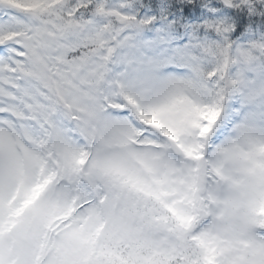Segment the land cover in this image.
Segmentation results:
<instances>
[{"label":"snow or ice","instance_id":"snow-or-ice-1","mask_svg":"<svg viewBox=\"0 0 264 264\" xmlns=\"http://www.w3.org/2000/svg\"><path fill=\"white\" fill-rule=\"evenodd\" d=\"M124 7L0 0V264H264V38L206 21L219 42L165 76L117 55L151 23ZM216 9L242 29L264 0Z\"/></svg>","mask_w":264,"mask_h":264},{"label":"trees","instance_id":"trees-1","mask_svg":"<svg viewBox=\"0 0 264 264\" xmlns=\"http://www.w3.org/2000/svg\"><path fill=\"white\" fill-rule=\"evenodd\" d=\"M215 1L192 0L189 3V0H109L111 6L125 4L126 7L121 10L126 15L136 16L140 21H151V23L134 22L139 25L138 28L131 25L126 26L125 39L121 42L117 55L122 59L137 63L148 59L164 60L166 63L162 70L163 75L190 78L192 71L188 67L183 66L180 59L167 54V52L170 49L179 48L188 43L187 38L191 39L193 36L189 34L193 28L192 25L197 26L198 24L199 28H203L202 25L206 21L219 23V19H211ZM185 8L198 9L204 15L186 16L184 14ZM216 11L219 10L216 9ZM240 15L243 16L244 20L242 29L237 19L229 18L226 22L227 25L234 28V31L229 33V40L234 47H237L238 44H245L246 40L250 43L264 38V32L257 33L252 28L256 25L255 27L260 26L258 29L264 31V17L249 16L246 12H241ZM196 36L197 42H200L201 37ZM213 37L214 41L219 42L217 35H213ZM197 55L199 56V54ZM201 60L208 67L205 71L210 70L213 65L212 58L202 55ZM233 105L234 103L230 100L229 106Z\"/></svg>","mask_w":264,"mask_h":264},{"label":"rangeland","instance_id":"rangeland-1","mask_svg":"<svg viewBox=\"0 0 264 264\" xmlns=\"http://www.w3.org/2000/svg\"><path fill=\"white\" fill-rule=\"evenodd\" d=\"M216 4L217 3L215 1L214 6ZM218 10L219 11H216V10L212 11L213 17L211 19H213V18L219 19V23L225 22V24L229 18L236 20V17H234V16H227V15L222 16V15H220V9H218ZM131 26L138 28L139 25L136 23H133ZM255 26L252 27L254 31H256L257 33L258 32H264V31H261L258 29V28H260V26H258V25H257L258 27H255ZM192 27L193 28L191 29V31L189 30L190 31L189 34H191L193 36L191 39L187 38L188 43L184 44V46H181L179 48L170 49V51L167 52V54H169V55L171 54L173 56H176L178 59H180L181 64L185 67H188L190 69V71H192L191 66L193 63V61H192L193 54H191V53H193V51H194L193 46L197 42V36L196 35L201 37L200 42H216V41H214L213 35H217L215 32H212V33L208 32L207 33L203 28H199L198 24H197V26L192 25ZM193 31H194V33H193ZM245 42H246L245 44L247 46L249 41L246 40ZM245 44L244 43L238 44L237 47H244ZM197 54H199V56L197 55L199 63L202 61V63H200V66L202 67L203 70H206V68H208V67L206 66V64L203 63V60H201L203 54H200V53H197ZM204 57H206V56H204ZM233 71H235V69H233ZM192 75H193V73L191 74V76ZM231 100L234 103V105L229 106L230 118L238 121V120L243 118V116L246 114L247 111L250 110V107L244 104V101L242 100V98L239 95L234 96Z\"/></svg>","mask_w":264,"mask_h":264},{"label":"water","instance_id":"water-1","mask_svg":"<svg viewBox=\"0 0 264 264\" xmlns=\"http://www.w3.org/2000/svg\"><path fill=\"white\" fill-rule=\"evenodd\" d=\"M221 3V0H218Z\"/></svg>","mask_w":264,"mask_h":264}]
</instances>
